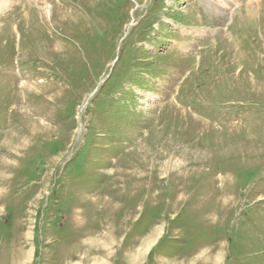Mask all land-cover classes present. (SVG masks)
Returning <instances> with one entry per match:
<instances>
[{"label":"rangeland","instance_id":"374dc122","mask_svg":"<svg viewBox=\"0 0 264 264\" xmlns=\"http://www.w3.org/2000/svg\"><path fill=\"white\" fill-rule=\"evenodd\" d=\"M19 2L0 264H264V0Z\"/></svg>","mask_w":264,"mask_h":264},{"label":"bare ground","instance_id":"6f19581e","mask_svg":"<svg viewBox=\"0 0 264 264\" xmlns=\"http://www.w3.org/2000/svg\"><path fill=\"white\" fill-rule=\"evenodd\" d=\"M19 1L20 0H0V7H2V8L5 7L4 9L6 11H8L10 8H12L14 5H16L17 2H19ZM199 1H200V4L202 6H204L206 9H208L211 12L217 13V14L224 12L225 10L229 9L232 5L237 4L236 0H199ZM19 4H20V2H19ZM48 7H51V6L49 5ZM23 9H25V8H23ZM1 13L2 12L0 11V14ZM0 17H2V14L0 15ZM195 29H197L196 32L202 33L203 35H206L209 32L208 29L203 28V27H198Z\"/></svg>","mask_w":264,"mask_h":264}]
</instances>
